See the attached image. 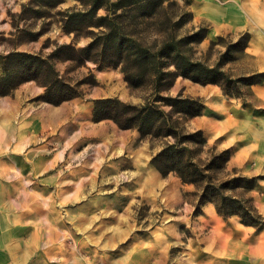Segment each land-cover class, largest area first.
I'll return each mask as SVG.
<instances>
[{
	"label": "rangeland",
	"instance_id": "1",
	"mask_svg": "<svg viewBox=\"0 0 264 264\" xmlns=\"http://www.w3.org/2000/svg\"><path fill=\"white\" fill-rule=\"evenodd\" d=\"M37 3L0 0V56H46L56 45L70 44L74 52L52 61L64 80L77 84L78 96L53 104L37 80L0 95V264H264V254L249 253V226L236 215L222 218L211 202L194 215L201 187L174 171L162 175L151 163L174 140L165 129L141 136L112 119L93 120L95 99L135 105L156 99L191 139L192 162L204 176L214 182L233 174L256 178L252 189L234 193L252 197L264 216V139L249 148V107L264 118V95L251 86L264 82L243 88L242 96L180 76L158 94L149 83L131 86L119 67L66 58L98 31L73 15L85 9L80 1ZM189 10L190 25L207 26L194 48L209 63L224 50L223 43L211 44L219 35L234 40L249 32V24L264 28V0H191ZM252 35L250 48L235 52L224 67L235 76L264 73V34ZM178 94L199 98L202 113L185 118L159 100ZM224 150L230 154L226 164Z\"/></svg>",
	"mask_w": 264,
	"mask_h": 264
},
{
	"label": "trees",
	"instance_id": "2",
	"mask_svg": "<svg viewBox=\"0 0 264 264\" xmlns=\"http://www.w3.org/2000/svg\"><path fill=\"white\" fill-rule=\"evenodd\" d=\"M30 1L36 4L43 2L44 5L60 2ZM78 1L85 9L73 15L87 20L98 31L93 33L87 45L76 51L77 55L71 53L66 57L68 59L80 61L81 56H84L101 65L119 67L131 86L149 83L156 94L173 84L178 76L202 85L218 84L228 96H242L243 88L264 82V73L249 75L247 72L235 76L224 68L236 58L235 52L244 51L248 47V31L239 32L234 40L219 35L216 41H211L213 45L224 44V50L218 51L213 63L197 56L194 44L205 38L207 26L190 25L191 0ZM24 7L22 13L26 11ZM99 8H103L105 14L97 15ZM66 51L74 52L75 49L70 44H60L46 56L24 51H11L0 56L3 71L0 76V95L8 94L21 81L37 80L45 86L44 100L53 104L78 96L77 84L71 85L64 80L52 61L60 52ZM159 100L163 105L177 108L185 118L200 115L204 108L199 98L181 94L160 96ZM156 101L154 99L153 103L135 105L116 98L95 99L93 120L112 119L121 128L136 127L141 136L157 134L165 129L164 135L174 140L166 143L153 156L151 163L162 175L174 171L183 182L201 187L194 215L200 213L206 202H211L222 218L236 215L243 225L257 230L264 229V216L258 212L252 197L234 193L238 188L252 189L256 178L233 174L223 181L214 182L211 176H204L203 169L192 162L191 139L186 137L179 122L171 121L170 113L165 112ZM179 135L182 139L178 138ZM229 157V151L224 150L222 162L226 164ZM202 181L205 183L202 184Z\"/></svg>",
	"mask_w": 264,
	"mask_h": 264
},
{
	"label": "crops",
	"instance_id": "3",
	"mask_svg": "<svg viewBox=\"0 0 264 264\" xmlns=\"http://www.w3.org/2000/svg\"><path fill=\"white\" fill-rule=\"evenodd\" d=\"M259 31H261V33L264 34V28H260V27L257 28L255 27V25L249 24V33L251 34L249 38V48H250V44L252 43V40L254 39V36L252 34H257L259 33ZM251 90L255 94L264 95V85H260L259 87L251 86ZM253 113H254L253 108L249 107V148L250 150H251V147H253L254 145L253 143L254 139H257V138H259L260 140L264 139V118H261L258 120L257 116H254ZM214 138H216V136L212 135L211 139L213 140ZM222 145L224 147L228 146L225 139ZM249 153H252V151ZM255 206L258 207V204ZM251 230L254 231V233ZM256 251L264 254V229L257 230L254 227L249 226V253H256Z\"/></svg>",
	"mask_w": 264,
	"mask_h": 264
}]
</instances>
